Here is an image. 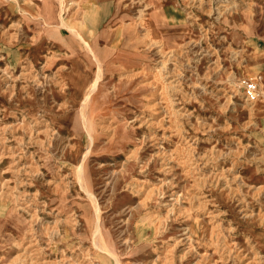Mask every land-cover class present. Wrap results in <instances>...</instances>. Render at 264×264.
<instances>
[{
    "label": "rangeland",
    "instance_id": "374dc122",
    "mask_svg": "<svg viewBox=\"0 0 264 264\" xmlns=\"http://www.w3.org/2000/svg\"><path fill=\"white\" fill-rule=\"evenodd\" d=\"M48 2L0 0V264H264V0H67L84 101Z\"/></svg>",
    "mask_w": 264,
    "mask_h": 264
},
{
    "label": "bare ground",
    "instance_id": "6f19581e",
    "mask_svg": "<svg viewBox=\"0 0 264 264\" xmlns=\"http://www.w3.org/2000/svg\"><path fill=\"white\" fill-rule=\"evenodd\" d=\"M67 0H58L59 2V5L61 6V9L59 10L58 7H56V5L48 2L45 4V7H44V12L45 14L43 15L42 19H44V23L48 24V25H56V26H68L67 25V22H66V13H67V6L65 7L64 3L66 2ZM149 4V3H148ZM17 5V4H16ZM86 6V5H85ZM154 7V6H153ZM162 7V6H161ZM86 9V8H85ZM106 9V8H105ZM104 9V10H105ZM27 10V9H25ZM83 10V8H82ZM108 10V8H107ZM33 13V12H32ZM83 13V12H82ZM34 14V13H33ZM30 15V14H29ZM104 16V15H103ZM86 18V17H85ZM104 18V17H103ZM175 18V17H174ZM72 21V20H71ZM86 22V21H85ZM102 26V25H101ZM65 27V28H66ZM69 27V26H68ZM73 33H75V36L76 38H78L79 40L81 41H84L86 43V48L93 54L94 56V59L98 65V73L96 74V77L93 81H90L87 79L86 77V73L83 71L82 68L79 67V64L76 63V67L78 69V72L76 75H74V86L75 87H78L80 92L82 93V95L85 93V91L87 90V88H89V85L91 83H94L93 85V88H92V93L88 96V100H91L92 96H93V93L94 91L97 90V88L99 87V83H100V80L102 78L103 75H105V63L103 62V60L101 59V57L97 54L96 50L90 45L88 44L84 38L82 37V35H80L77 31L74 30V28H71L69 27ZM122 31V30H121ZM43 32V31H42ZM119 32V31H118ZM122 33V32H121ZM119 34V33H118ZM117 35V34H116ZM119 37V36H118ZM121 37V36H120ZM119 37V38H120ZM112 38V37H111ZM118 40V39H117ZM117 46V45H116ZM253 67V66H252ZM102 105V104H101ZM86 107V106H85ZM83 110L85 111V108H83ZM85 117H87V114L84 115ZM74 122V121H73ZM79 122V120H78ZM87 123V122H86ZM80 130V129H78ZM80 132V131H79ZM81 171H82V174L81 176L82 177H85V175H83V173L85 174V166L84 164L81 165ZM86 178V177H85ZM91 193V192H90ZM91 198V197H90ZM95 215V214H94ZM97 215V220L94 221L96 222L95 226H96V231L95 233L98 235V233L101 232V229H102V222H101V219H100V215L99 213H96ZM5 221V220H4ZM22 232V231H21ZM106 241V240H105ZM105 244V243H104ZM113 255V254H112ZM110 256V255H109ZM112 257V256H111ZM105 259V258H104ZM107 260V259H106ZM109 262H111L109 260ZM113 263V262H111ZM123 263V262H122ZM109 264V263H108ZM117 264H121V261L117 259Z\"/></svg>",
    "mask_w": 264,
    "mask_h": 264
},
{
    "label": "crops",
    "instance_id": "0c3cea01",
    "mask_svg": "<svg viewBox=\"0 0 264 264\" xmlns=\"http://www.w3.org/2000/svg\"><path fill=\"white\" fill-rule=\"evenodd\" d=\"M91 28V27H90ZM98 29V32L96 33L97 34V42H91L90 44L93 46V48L96 50L97 54L101 57V59L103 60V62L105 63L106 65V62L109 61V59L107 58V54H105V52L109 53L108 51H100L96 49V45H98L99 47V43H101V39L103 40V34L104 32L106 31L103 27H97ZM75 36V35H74ZM76 37V36H75ZM83 37V36H82ZM84 38V37H83ZM85 40V39H84ZM86 41V40H85ZM104 41V40H103ZM79 42H81V40H79ZM78 42V38L77 39H71V45L72 47H74V50H76L77 52L79 51L80 53L82 52L80 49H79V46L83 45V44H80ZM87 42V41H86ZM116 41H110L111 44H114ZM88 43V42H87ZM109 43V42H108ZM110 54V53H109ZM116 54V52H115ZM111 55V54H110ZM91 61L95 64L94 60H93V57L90 58ZM115 60V59H114ZM79 64V63H78ZM79 67L81 68L80 64H79ZM78 72V69L76 67V65H74V68L72 69V72H70L69 74V78H68V85H69V88L72 90V95L73 96H76L78 100H88V96L92 93V88H93V85L94 83H91L89 85V88H87V90L85 91V93L82 95V93L80 92L79 88L78 87H75L74 86V75H76ZM96 76V75H95ZM94 82V81H93ZM99 88V87H98ZM97 88V90H98ZM96 90V91H97ZM94 91V93L96 92ZM93 93V94H94Z\"/></svg>",
    "mask_w": 264,
    "mask_h": 264
},
{
    "label": "built area",
    "instance_id": "2783aa9c",
    "mask_svg": "<svg viewBox=\"0 0 264 264\" xmlns=\"http://www.w3.org/2000/svg\"><path fill=\"white\" fill-rule=\"evenodd\" d=\"M243 90L246 100L250 103L257 102L262 96L259 83L252 80L243 82Z\"/></svg>",
    "mask_w": 264,
    "mask_h": 264
}]
</instances>
